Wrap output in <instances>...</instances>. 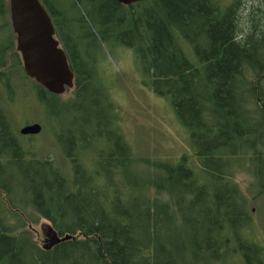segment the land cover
<instances>
[{
	"label": "trees",
	"instance_id": "obj_1",
	"mask_svg": "<svg viewBox=\"0 0 264 264\" xmlns=\"http://www.w3.org/2000/svg\"><path fill=\"white\" fill-rule=\"evenodd\" d=\"M39 1L74 97L63 102L25 76L14 33L0 36V264H264L248 232L249 205L264 197V0L243 21L238 0ZM68 23L131 52L142 84L169 99L189 156L150 159L116 123L110 140L76 130L73 150L60 146L55 157L35 151L34 135L21 139L10 111L18 100L32 94L42 111L65 108L91 76L101 78L83 69L74 48L83 36L65 32ZM10 28L0 0V32ZM105 98L116 114L109 91ZM239 173L251 177L246 187ZM37 218L71 237L42 250L32 239Z\"/></svg>",
	"mask_w": 264,
	"mask_h": 264
},
{
	"label": "rangeland",
	"instance_id": "obj_2",
	"mask_svg": "<svg viewBox=\"0 0 264 264\" xmlns=\"http://www.w3.org/2000/svg\"><path fill=\"white\" fill-rule=\"evenodd\" d=\"M233 1L218 0L223 6H228ZM238 1L243 21L246 11L252 5H256L257 0ZM80 9L83 13V9ZM72 13L74 16L78 15L76 10ZM72 15L64 14V19L68 21ZM84 17L88 21L85 15ZM12 32L11 28L3 29L0 36L9 41L13 36ZM65 32L83 36L82 43L74 47L79 54L80 64L89 72L99 70L102 79L98 80H102L103 85L98 83L97 77L91 76V80L81 90L75 103L65 108L50 106L42 111L32 94L24 97L22 102L18 100L15 106L10 108L12 128L16 132L19 133L20 128L28 123L38 122L41 125V131L32 138L34 149L39 155L55 157L58 150L63 147L67 151L70 148L73 150L71 143L76 130L90 136L94 135L90 132L95 129L94 132L101 138L110 140L114 137L112 129H115V123L125 140L150 159L174 161L183 154L189 156L192 153L188 139L175 120L169 99L165 96H156L142 84V74L130 51L114 45L109 40L100 38L94 40L88 36L86 29L80 30L70 23L67 24ZM14 81L13 79V83ZM21 84L22 87L17 81L20 88L15 87L16 92H13V96H23L21 94L24 93L26 86L22 81ZM72 89L60 95L63 102L74 97ZM108 91L116 114H113L105 98ZM88 121L93 123L94 128L87 127ZM20 137L24 142L31 141L28 136L20 134ZM99 140L97 137L88 142L98 143ZM234 180L246 187L251 177L246 173H239L235 175ZM249 206V235L264 248V197L256 198ZM37 220L31 229L32 239L41 248L45 239L41 224L47 220L43 218Z\"/></svg>",
	"mask_w": 264,
	"mask_h": 264
},
{
	"label": "water",
	"instance_id": "obj_3",
	"mask_svg": "<svg viewBox=\"0 0 264 264\" xmlns=\"http://www.w3.org/2000/svg\"><path fill=\"white\" fill-rule=\"evenodd\" d=\"M128 6L141 0H114ZM9 21L15 35V49L19 53L22 69L29 79L34 80L46 91L63 95L73 87V72L64 49L55 36L51 17L39 0H8ZM42 127L38 122L23 125L19 133L23 136L37 135ZM45 236L42 249L71 237H59L53 226L41 224Z\"/></svg>",
	"mask_w": 264,
	"mask_h": 264
},
{
	"label": "bare ground",
	"instance_id": "obj_4",
	"mask_svg": "<svg viewBox=\"0 0 264 264\" xmlns=\"http://www.w3.org/2000/svg\"><path fill=\"white\" fill-rule=\"evenodd\" d=\"M251 209H252V208H251ZM45 220H46V219H45ZM47 222L50 223L48 220H47ZM50 224H51V223H50ZM58 235H59V234H58ZM63 236H64V235H63ZM63 236H59V237H63ZM64 241H65V240H64ZM61 242H62V241H61ZM59 243H60V242H59ZM56 245H57V244H56ZM54 246H55V245H54ZM54 246H53V247H54ZM53 247H52V248H53ZM41 248H42V247H41ZM52 248H51V249H52ZM42 250H44V249H42ZM49 250H50V249H49ZM45 251H47V250H45Z\"/></svg>",
	"mask_w": 264,
	"mask_h": 264
},
{
	"label": "flooded vegetation",
	"instance_id": "obj_5",
	"mask_svg": "<svg viewBox=\"0 0 264 264\" xmlns=\"http://www.w3.org/2000/svg\"><path fill=\"white\" fill-rule=\"evenodd\" d=\"M251 210H254V208H252Z\"/></svg>",
	"mask_w": 264,
	"mask_h": 264
}]
</instances>
